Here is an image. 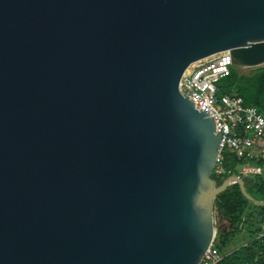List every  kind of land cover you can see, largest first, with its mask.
<instances>
[{"label": "water", "instance_id": "1", "mask_svg": "<svg viewBox=\"0 0 264 264\" xmlns=\"http://www.w3.org/2000/svg\"><path fill=\"white\" fill-rule=\"evenodd\" d=\"M227 51L264 66V0H0V264H199L256 203L179 88Z\"/></svg>", "mask_w": 264, "mask_h": 264}, {"label": "built area", "instance_id": "2", "mask_svg": "<svg viewBox=\"0 0 264 264\" xmlns=\"http://www.w3.org/2000/svg\"><path fill=\"white\" fill-rule=\"evenodd\" d=\"M229 65V52L223 56L218 53V57L192 66V72L183 77L179 85L180 93L189 102L203 107L213 117L217 132H220L211 178L221 184L230 179L264 178V113L245 106L239 97L217 96L218 82L231 73ZM237 124L242 125L243 132ZM228 154H234L241 163L227 168ZM220 261L213 239L199 264H218Z\"/></svg>", "mask_w": 264, "mask_h": 264}, {"label": "trees", "instance_id": "3", "mask_svg": "<svg viewBox=\"0 0 264 264\" xmlns=\"http://www.w3.org/2000/svg\"><path fill=\"white\" fill-rule=\"evenodd\" d=\"M247 73L234 66L228 77L217 84V96L231 95L242 99L245 106L264 113V66L247 69ZM241 162L234 154H228L225 165L234 168ZM217 186L221 185L216 181ZM246 193L258 204L249 202L234 185L221 193L214 201L216 233L214 246L221 261L218 264H264V178L245 180ZM256 216L260 220L255 221ZM261 223V224H260ZM242 226L246 229L244 243L238 244Z\"/></svg>", "mask_w": 264, "mask_h": 264}, {"label": "rangeland", "instance_id": "4", "mask_svg": "<svg viewBox=\"0 0 264 264\" xmlns=\"http://www.w3.org/2000/svg\"><path fill=\"white\" fill-rule=\"evenodd\" d=\"M248 71H245V72H243V73H247ZM262 218L264 217V215H262L261 216ZM254 218H256L255 219V221H259L260 220V217L259 216H256V217H254ZM261 224V223H260ZM260 233L261 234H263L264 233V224H261L260 225ZM246 235V229L242 226V230H241V233H240V235L238 236L239 237V242H238V244H243L244 243V236Z\"/></svg>", "mask_w": 264, "mask_h": 264}]
</instances>
